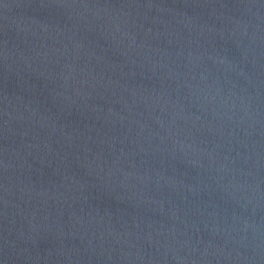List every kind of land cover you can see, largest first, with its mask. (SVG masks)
Segmentation results:
<instances>
[{"label":"water","instance_id":"95a60500","mask_svg":"<svg viewBox=\"0 0 264 264\" xmlns=\"http://www.w3.org/2000/svg\"><path fill=\"white\" fill-rule=\"evenodd\" d=\"M0 264H264V0H0Z\"/></svg>","mask_w":264,"mask_h":264}]
</instances>
